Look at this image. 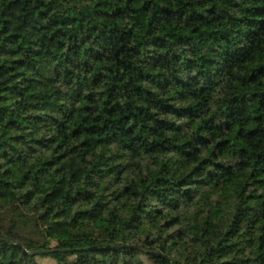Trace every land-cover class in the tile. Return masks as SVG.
<instances>
[{"label":"trees","instance_id":"16d2710c","mask_svg":"<svg viewBox=\"0 0 264 264\" xmlns=\"http://www.w3.org/2000/svg\"><path fill=\"white\" fill-rule=\"evenodd\" d=\"M38 257L264 264V0H0V264Z\"/></svg>","mask_w":264,"mask_h":264},{"label":"rangeland","instance_id":"374dc122","mask_svg":"<svg viewBox=\"0 0 264 264\" xmlns=\"http://www.w3.org/2000/svg\"><path fill=\"white\" fill-rule=\"evenodd\" d=\"M143 259L145 260L146 264H152V262L147 258L143 257ZM38 260L45 264H55V261L48 257H38Z\"/></svg>","mask_w":264,"mask_h":264},{"label":"water","instance_id":"95a60500","mask_svg":"<svg viewBox=\"0 0 264 264\" xmlns=\"http://www.w3.org/2000/svg\"><path fill=\"white\" fill-rule=\"evenodd\" d=\"M32 254H46L48 253V250H44V251H31Z\"/></svg>","mask_w":264,"mask_h":264}]
</instances>
